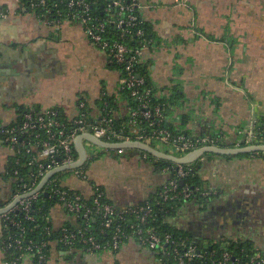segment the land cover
I'll return each instance as SVG.
<instances>
[{
    "label": "crops",
    "instance_id": "0c3cea01",
    "mask_svg": "<svg viewBox=\"0 0 264 264\" xmlns=\"http://www.w3.org/2000/svg\"><path fill=\"white\" fill-rule=\"evenodd\" d=\"M149 27L150 48L142 62L161 99L169 101L166 121L186 136H220L225 148H235L245 132L264 124V0H140ZM0 124H17L26 112L57 109L69 120L82 99L97 110L106 92L116 95L121 75L109 56L88 38L84 27L65 20L56 28L34 13H23L19 0H0ZM120 115L127 114L121 102ZM256 123V124H255ZM16 153L0 137V194L9 195L5 178ZM203 163L202 177L214 192L211 211L185 202L173 221L191 230L205 215L202 234L242 237L264 251V153L212 157ZM143 155L131 158L142 163ZM129 161V160H127ZM133 163V162H132ZM120 186L101 181L109 197L122 206L145 202L162 187ZM79 189L92 196L89 184ZM12 200V199H11ZM211 212V213H210ZM55 226L73 219L64 207L51 211ZM200 224V223H198ZM0 227V264L6 263ZM200 237V236H199ZM158 256L135 240L118 254L66 251L53 245L45 264H156ZM22 264H37L26 257Z\"/></svg>",
    "mask_w": 264,
    "mask_h": 264
},
{
    "label": "built area",
    "instance_id": "2783aa9c",
    "mask_svg": "<svg viewBox=\"0 0 264 264\" xmlns=\"http://www.w3.org/2000/svg\"><path fill=\"white\" fill-rule=\"evenodd\" d=\"M32 8L46 11L47 20L44 23L59 28L63 24V14L59 9V4L54 0H31ZM107 5L104 10L106 17L104 19L92 14V3L90 0H67L68 18L71 21L80 23L93 44L106 52L109 56L111 65L125 66V76L121 77L119 90H128L131 96L139 101V108L131 109L128 104L127 114L131 118V125L135 127L132 134L128 137L121 135L122 129H116L113 125V119L110 114L104 115L99 113L98 118L92 119L88 116L87 100L82 99L78 105L79 113L69 119V124L59 118V112L56 109L44 112H27L23 115L22 123L19 125L3 126L0 124L1 139L18 154V147H26L27 142H20V138L33 133L35 140L29 142L33 144L27 151L31 153L34 149L38 152V157L34 158L30 165L37 166V173L40 176L38 185L32 188L24 186L23 194L16 195L10 202L9 206L22 196L33 193L43 179L53 170L76 164L79 161L75 155V142L81 135L91 134L95 138L109 143L119 144L122 142H141L153 146L163 144L168 147L177 149L178 152L184 153L181 156L171 154L176 157H183L190 152L199 150L204 147L225 148L220 136H195L187 137L186 135H175L166 127V118L160 107L151 105V90L143 89L146 81L137 73L136 66L142 61L144 53L150 48L151 42L144 40L143 22L139 17L141 10L140 0H106ZM57 9V15L52 13ZM26 12V10H24ZM8 12L0 11V20L7 18ZM112 26L113 32L118 39H108V27ZM127 37H135L142 40L140 47H130L125 42ZM107 93L104 92L100 100L102 101ZM102 112V111H101ZM104 112V109H103ZM143 122H147L155 130L147 134L142 130ZM256 124V123H255ZM253 145H264V124L262 123L256 129L245 132L243 140L235 145V148H244ZM87 163L91 159L99 156V152L88 150ZM126 149L118 150L122 154ZM259 154V153H256ZM147 154L143 156L146 159ZM204 160V158H201ZM47 161V163H44ZM86 163V164H87ZM85 164V165H86ZM84 165V166H85ZM83 166V167H84ZM83 167L75 170L61 172L69 174L64 181L53 180L48 182L47 187L52 184V190L58 194L60 201L65 209L72 215L74 229L62 226V238L57 241L63 249L75 251V246L81 244L87 253H110L118 254L122 247L130 240H135L143 249L155 253L161 264H264V251L249 246L242 237L218 235L212 239H205L204 236L197 237L195 241L186 238H175L171 234H162L157 227L150 226L152 220H155L156 211L152 204H130L122 209L115 208L110 204L100 201L102 194L99 193L94 200V206L89 207L87 200L95 195L94 188L90 183L87 171ZM193 172L192 166L184 167L177 165L164 169L168 176L167 184L161 192L163 201H173L184 203L190 200L193 195L199 193L198 188L192 190L190 187L181 188L180 183L184 181ZM59 174V173H58ZM57 175V174H56ZM74 179L83 184H89L92 190V196L86 197L76 187H70L66 183ZM42 191V192H44ZM41 193V192H39ZM39 193L31 197L21 199L19 203L8 213L0 216V227L3 232V223L11 221L23 232L22 223H14L9 214L16 210H23L29 213L33 201L37 199ZM211 190L203 193L202 196H213ZM200 211V206H198ZM96 216L104 220L103 234L106 230L112 229L116 222L115 217L121 224L113 227L109 240L105 243L95 235L92 224L96 222ZM27 220L33 221L34 218L27 216ZM81 221V223H79ZM24 233V232H23ZM3 240L5 252L14 249L18 252H33L32 246L24 247L22 235ZM248 244V245H247ZM46 244L38 247L36 255L40 263L47 262V255L44 252ZM21 258L6 260L5 264H19Z\"/></svg>",
    "mask_w": 264,
    "mask_h": 264
},
{
    "label": "trees",
    "instance_id": "16d2710c",
    "mask_svg": "<svg viewBox=\"0 0 264 264\" xmlns=\"http://www.w3.org/2000/svg\"><path fill=\"white\" fill-rule=\"evenodd\" d=\"M52 1V0H51ZM59 4V9L63 14L62 20H69L68 18V7H67V0H54V3ZM92 3L91 12L92 14L98 16L99 18L104 19L106 17V14L104 13V10L107 5L106 0H90ZM19 8L20 11L23 13H34L36 14L42 21L47 20L46 11L40 10V9H34L32 8V1L31 0H19ZM26 10V12L24 11ZM55 12L52 13L54 16L57 15V9H54ZM4 13H7L6 11H3ZM139 17L143 22L142 28L144 29L145 35L144 40L150 41L149 39V27L148 24L143 20L141 10H139ZM108 33L109 37L108 39H118L117 35L112 30L113 27H108ZM125 42L130 44V47H140L142 44V40L135 37H127L125 39ZM113 68L120 71L121 77L125 76V66H118V65H112ZM137 73L139 76L145 78L146 84L143 89H149L151 90V105L153 107H160L164 114L165 118H167V110L169 108V101L171 100L167 99H161L157 96L156 90L153 87L147 73V68L145 67V64L141 61L139 65L136 66ZM86 99V98H85ZM84 99V100H85ZM126 102L128 106L131 109H138L140 104L139 101L131 96V92L128 90H119L116 95H108L106 94L103 98V100H99L97 102V110H94L88 103V110L87 114L90 118L96 119L99 116V113H104V115L110 114L111 118L113 119V125L116 129L123 130L121 132V135L123 137H128L132 132L134 131L135 127L131 125V118L129 117V114L126 115H120V103ZM104 109V112H103ZM57 110V109H56ZM59 112V118L63 120L64 122H67L69 124V120L62 114L60 110H57ZM102 111V112H101ZM38 113V112H33ZM26 114V112L24 113ZM23 114V115H24ZM23 118V116H22ZM21 120L15 124L16 126L22 123ZM142 130H144L147 134L152 133L155 128L150 127L147 122H143V125L141 126ZM166 127L169 131H171L175 135H184V133H180L175 131L169 123L166 121ZM206 136V135H202ZM189 137V136H187ZM35 140L33 133L30 132L29 134H25L20 138V142H27L26 147H18L15 157L12 159L10 166L8 167L6 173L4 174L5 178L11 181V190L9 191V195L5 196L4 194H0V209L6 208L9 206L11 199H13L16 195L23 194V191H25L24 186L27 185L28 188H33L34 185H38L37 182L40 181V176H38L37 173V166L30 165L32 160L34 158L38 157V152L40 150L35 151L34 149L31 151V153H28V149L34 144H31L29 141ZM146 153H143L139 151L138 149H126L122 154H120L116 150H103L98 157L91 159L88 161V163L83 167L84 170L87 171V165L91 166V164L95 161L100 160L104 155H108L110 157L116 158L117 156H126L127 158H133L138 157V155H145ZM76 157L78 158L77 151L75 152ZM146 159H142L143 161H148L149 163L154 166L155 170L164 173V169L168 167H174L176 166L175 163L168 162V161H162L159 160L149 154L146 155ZM205 161L208 162L212 159V157H215L213 154H206ZM44 163H47L45 161ZM203 165V163L200 162H193L188 165H184V167H190L192 166L193 172L184 180V185L180 187L186 188L190 187L192 190L200 189L201 191L199 193H196L193 195V197L188 200L187 202L195 203L196 205L200 206V211L202 213H208L211 211V206L213 202H215V196H202L203 193L209 191V183L206 182L202 177V168L200 167ZM165 174V173H164ZM69 174L59 173L54 176L53 180H59L64 181L69 176ZM92 186L94 188V191L96 192L93 197L87 200V204L89 207L94 206V200L98 196L97 190L102 194V198H100V201L106 204H110L114 206L115 208L122 209L125 206L119 205L118 203L114 202L108 195L107 190L105 187L97 185L95 183H92ZM167 184V181L165 182ZM165 184L158 188L156 192L150 195V197L143 203L145 204L150 203L154 206L156 211L155 220H152L150 223V226L157 227L162 234H171L175 238H186L191 241H195L197 237L191 232L190 230H186L183 228L178 227L173 223L174 220H176L179 217V214L181 212V208L183 205H185V202L183 203H177L173 201H163L161 198V192L164 190ZM45 193H49L48 196H45ZM60 205L62 207L63 203L60 201V197L58 194H55L52 190V184L45 189L44 192L39 193L36 200L33 201L32 206L30 207L29 213L21 210H16L14 213H10L9 216L11 220L14 221V223H22V228L24 229L23 232L15 226L11 221H5L2 225L3 232H2V240H8L9 238H15L21 233L22 239H23V245L24 247L32 246L34 249L33 252L25 251V252H18L14 249H10L6 252V260L21 258L19 264H22L24 259L26 257H33L37 264H42L39 262L38 257L36 255L38 247L42 246L43 244H46V248L44 249L45 254L47 255V261L50 258L53 245L57 243L62 238V226L57 227L54 225V223L51 221V211L56 206ZM128 204L127 206H129ZM126 206V207H127ZM65 209V207H64ZM66 213L72 218V215L69 214V212L65 209ZM211 213V212H210ZM27 216H31L34 218L33 221L27 220ZM73 219V218H72ZM116 222L113 224V227L117 226L118 224H121V222L118 221V218L115 217ZM81 223V221H79ZM63 226L74 229L73 221L66 222ZM92 227L94 229V234L98 236L100 239V242L105 243L109 240L111 236L112 229L106 230L103 234H101V231L104 229V220L100 216H96V222L92 224ZM205 239H212L208 235H203ZM198 240V239H197ZM196 240V241H197ZM248 245V244H247ZM250 246V244H249ZM61 249L62 246L59 245ZM75 251H85L84 247L79 244L75 246ZM68 251L66 248L64 249ZM45 264V263H44Z\"/></svg>",
    "mask_w": 264,
    "mask_h": 264
},
{
    "label": "water",
    "instance_id": "95a60500",
    "mask_svg": "<svg viewBox=\"0 0 264 264\" xmlns=\"http://www.w3.org/2000/svg\"><path fill=\"white\" fill-rule=\"evenodd\" d=\"M85 143L93 144L96 147L102 150H121V149H138L139 151L149 154L159 160L168 161L175 163L177 165H188L196 160L204 157L206 154H213L217 156H234V155H241V154H251V153H264V145H253L244 148H219V147H204L199 150L190 152L189 154L183 157H176L171 154L165 153L153 146H150L145 143L141 142H122L119 144H109L103 142L97 138H95L91 134L81 135L77 138L75 142L76 151L79 155V161L71 166H64L57 168L51 171L40 183L37 189L28 195L22 196L20 199L15 200L10 206L0 209V216L3 214L8 213L11 209H13L21 199L31 197L32 195L44 191V188L48 184V182L58 173L75 170L83 167L87 163L88 153L85 148ZM181 186L184 185V181H181ZM49 193H45V196H48Z\"/></svg>",
    "mask_w": 264,
    "mask_h": 264
},
{
    "label": "rangeland",
    "instance_id": "374dc122",
    "mask_svg": "<svg viewBox=\"0 0 264 264\" xmlns=\"http://www.w3.org/2000/svg\"><path fill=\"white\" fill-rule=\"evenodd\" d=\"M117 72L121 75L120 71L117 70ZM86 146L88 150L100 151V148L93 144L86 143ZM156 147L163 152H169L177 156L184 154L178 152L175 148L163 144H156ZM130 160L131 159L126 156L112 158L108 155H104L100 160L93 162L91 166L87 165V176L90 183L99 184L101 181H106L109 184L117 183L124 187H137L145 184H154L157 181L156 179L161 178L160 176H162V173L156 171L154 166L148 161L145 162L142 160V163L134 165V162L137 163L138 160L132 161L133 163L130 162ZM66 184L70 187H76L82 190L85 189V185H82L74 179L68 180ZM54 208L58 209L62 208V206L56 205Z\"/></svg>",
    "mask_w": 264,
    "mask_h": 264
},
{
    "label": "flooded vegetation",
    "instance_id": "af4514ba",
    "mask_svg": "<svg viewBox=\"0 0 264 264\" xmlns=\"http://www.w3.org/2000/svg\"><path fill=\"white\" fill-rule=\"evenodd\" d=\"M215 214H210V215H205V219L204 220H201L200 222H197V225H195L190 231L191 232H193V234L195 235V237H201V235L200 234H202L201 232L203 231L202 230V226H203V223L204 222H206V221H209V220H211V218L214 216ZM215 217V216H214ZM213 217V218H214ZM206 220V221H205ZM198 223H200V224H198ZM156 264H159V262L158 263H156Z\"/></svg>",
    "mask_w": 264,
    "mask_h": 264
}]
</instances>
